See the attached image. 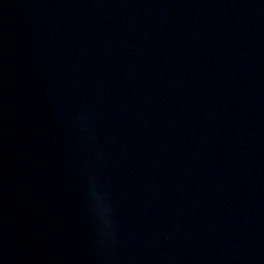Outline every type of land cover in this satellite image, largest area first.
Instances as JSON below:
<instances>
[{
  "label": "water",
  "instance_id": "water-1",
  "mask_svg": "<svg viewBox=\"0 0 264 264\" xmlns=\"http://www.w3.org/2000/svg\"><path fill=\"white\" fill-rule=\"evenodd\" d=\"M0 264H264V0H0Z\"/></svg>",
  "mask_w": 264,
  "mask_h": 264
}]
</instances>
